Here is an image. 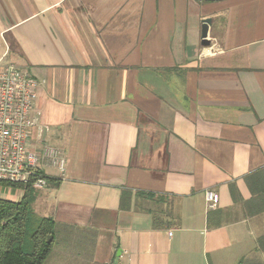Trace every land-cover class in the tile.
<instances>
[{"label":"crops","instance_id":"obj_1","mask_svg":"<svg viewBox=\"0 0 264 264\" xmlns=\"http://www.w3.org/2000/svg\"><path fill=\"white\" fill-rule=\"evenodd\" d=\"M7 49L40 82L32 138L66 158L33 207L57 225L46 264H264V212L245 210L264 171V0H0Z\"/></svg>","mask_w":264,"mask_h":264},{"label":"built area","instance_id":"obj_2","mask_svg":"<svg viewBox=\"0 0 264 264\" xmlns=\"http://www.w3.org/2000/svg\"><path fill=\"white\" fill-rule=\"evenodd\" d=\"M39 85L11 61L8 49L0 55V180L42 190L50 178L47 169L63 174L66 158L60 148L32 138ZM206 200L210 209H216L215 193L207 192Z\"/></svg>","mask_w":264,"mask_h":264},{"label":"trees","instance_id":"obj_3","mask_svg":"<svg viewBox=\"0 0 264 264\" xmlns=\"http://www.w3.org/2000/svg\"><path fill=\"white\" fill-rule=\"evenodd\" d=\"M53 180L48 178V184ZM246 182L253 198L245 204V210L249 215H258L264 212V171L249 175ZM4 189L20 190L24 195L18 202L7 200L1 197ZM37 196L38 190L32 185H14L0 180V264H46L49 260L57 225L52 219L39 217L35 213L33 204ZM232 196L234 202L240 201L235 189ZM126 198L129 196L125 193L123 208H127ZM50 236L53 239L48 242ZM259 243L264 249V237Z\"/></svg>","mask_w":264,"mask_h":264},{"label":"water","instance_id":"obj_4","mask_svg":"<svg viewBox=\"0 0 264 264\" xmlns=\"http://www.w3.org/2000/svg\"><path fill=\"white\" fill-rule=\"evenodd\" d=\"M199 1H205V2H219L223 0H199ZM212 25V19L211 18H206L202 21V40L201 44L205 47L209 46L211 44V41L209 39V34H210V27ZM53 239L52 236L48 238V242H51Z\"/></svg>","mask_w":264,"mask_h":264},{"label":"rangeland","instance_id":"obj_5","mask_svg":"<svg viewBox=\"0 0 264 264\" xmlns=\"http://www.w3.org/2000/svg\"><path fill=\"white\" fill-rule=\"evenodd\" d=\"M19 193V190L16 189H4L2 190V194L6 195L7 194V200H14V195H17ZM35 203V202H34ZM34 207V204H33ZM34 209V208H33ZM38 215V214H37ZM39 216V215H38ZM54 246L57 247L59 245V240H57V237H55L54 239ZM80 248L78 249V251H86L85 245H80ZM54 248V247H53ZM83 256H86V254H82ZM54 257H52V260L50 261V264H56V262H53ZM70 261V260H69ZM68 261V262H69ZM82 260H79L78 263H80Z\"/></svg>","mask_w":264,"mask_h":264}]
</instances>
